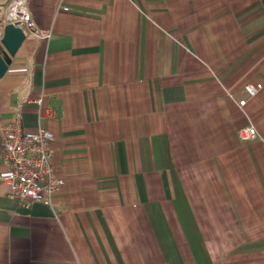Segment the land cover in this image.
Instances as JSON below:
<instances>
[{"label":"crops","instance_id":"crops-1","mask_svg":"<svg viewBox=\"0 0 264 264\" xmlns=\"http://www.w3.org/2000/svg\"><path fill=\"white\" fill-rule=\"evenodd\" d=\"M28 9L0 125L50 131L62 184L25 207L0 181V264H264V0Z\"/></svg>","mask_w":264,"mask_h":264},{"label":"built area","instance_id":"built-area-1","mask_svg":"<svg viewBox=\"0 0 264 264\" xmlns=\"http://www.w3.org/2000/svg\"><path fill=\"white\" fill-rule=\"evenodd\" d=\"M13 22H20L28 34L42 37L30 16L28 0L8 1L0 25V39L2 27ZM262 86V83H245L243 88L247 97L251 98L258 94ZM224 90L232 96L228 89ZM35 102L41 105V99ZM245 103L246 98L238 101L240 107ZM48 115L54 116V111L48 110ZM237 136L242 141H251L257 137V133L250 124L240 128ZM54 142L52 133L42 127L33 132L26 131L19 115L0 125V147L4 159L3 169H0V181L10 187L11 195L22 206L29 207L33 202L50 206L58 192L62 179L52 161Z\"/></svg>","mask_w":264,"mask_h":264},{"label":"water","instance_id":"water-1","mask_svg":"<svg viewBox=\"0 0 264 264\" xmlns=\"http://www.w3.org/2000/svg\"><path fill=\"white\" fill-rule=\"evenodd\" d=\"M0 39V78L11 63L12 57L27 37V31L20 22L7 23L2 27Z\"/></svg>","mask_w":264,"mask_h":264}]
</instances>
